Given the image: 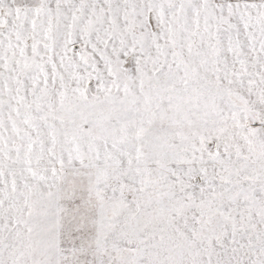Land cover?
Listing matches in <instances>:
<instances>
[{
    "label": "snow or ice",
    "instance_id": "snow-or-ice-1",
    "mask_svg": "<svg viewBox=\"0 0 264 264\" xmlns=\"http://www.w3.org/2000/svg\"><path fill=\"white\" fill-rule=\"evenodd\" d=\"M0 264H264V0H0Z\"/></svg>",
    "mask_w": 264,
    "mask_h": 264
}]
</instances>
